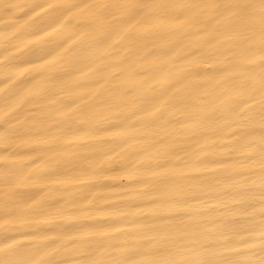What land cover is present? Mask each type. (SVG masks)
Wrapping results in <instances>:
<instances>
[{
  "label": "bare ground",
  "instance_id": "obj_1",
  "mask_svg": "<svg viewBox=\"0 0 264 264\" xmlns=\"http://www.w3.org/2000/svg\"><path fill=\"white\" fill-rule=\"evenodd\" d=\"M175 5L0 0V244L21 259L264 264L259 0Z\"/></svg>",
  "mask_w": 264,
  "mask_h": 264
},
{
  "label": "snow or ice",
  "instance_id": "obj_2",
  "mask_svg": "<svg viewBox=\"0 0 264 264\" xmlns=\"http://www.w3.org/2000/svg\"><path fill=\"white\" fill-rule=\"evenodd\" d=\"M183 0H176V5L179 6L182 4ZM107 6V5H104ZM163 6H166L163 5ZM250 5H242L241 9H246ZM259 10L260 15L258 19L259 23V33H260V60H261V70L262 73H264V0H259ZM242 20H245V17H241ZM131 39V35L128 37ZM111 45H107V47L103 48L102 51L107 52V48H110ZM249 87H252L254 90V86L252 84L248 85ZM260 94H261V103L264 105V76L261 77L260 81ZM261 121H262V128H264V110L261 112ZM262 142H264V132H262ZM262 154H264V143H262L261 148ZM21 245L16 242H5L0 244V264H36V262L27 260V259H21V253L19 251ZM49 264H54V262H49ZM89 264H101L100 261H90ZM107 264H141V262L138 261H131V260H118L113 259L110 262H107ZM147 264H200V262H194V261H168V260H161V261H150L147 262ZM204 264H210V262H204Z\"/></svg>",
  "mask_w": 264,
  "mask_h": 264
}]
</instances>
